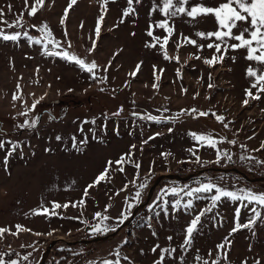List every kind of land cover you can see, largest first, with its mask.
<instances>
[{
  "label": "rangeland",
  "instance_id": "obj_1",
  "mask_svg": "<svg viewBox=\"0 0 264 264\" xmlns=\"http://www.w3.org/2000/svg\"><path fill=\"white\" fill-rule=\"evenodd\" d=\"M225 2L189 0L184 7ZM33 6L35 0L27 6L25 0H0V19L23 23H0L5 33L20 34L17 42L0 40V229L6 230L0 261L38 264L49 248L43 264H264V206L224 198L213 207L215 190L186 195L206 183L264 193L263 181L244 183L229 171L198 176L228 163L250 176L264 175L241 159L264 161V92L248 75L249 69L264 74V64L248 60L245 48L233 49L236 40L207 38L218 30L213 15L166 16L164 0H44L31 16ZM45 25L58 46L38 30ZM45 45L57 54H47ZM64 53L97 68L89 72ZM214 58V64L205 63ZM193 133L212 138L216 147ZM224 153L231 161L221 158ZM160 172L195 174L162 179L131 216ZM189 200L190 209L184 207ZM54 203L69 207L56 209L55 216L36 214L51 211ZM253 208L260 218L236 229L255 218ZM202 211L198 231L186 244V229ZM97 213L109 217L101 227L116 230L128 221L115 233L95 232Z\"/></svg>",
  "mask_w": 264,
  "mask_h": 264
},
{
  "label": "snow or ice",
  "instance_id": "obj_2",
  "mask_svg": "<svg viewBox=\"0 0 264 264\" xmlns=\"http://www.w3.org/2000/svg\"><path fill=\"white\" fill-rule=\"evenodd\" d=\"M72 4L76 3V0H71ZM132 3V0H129V4ZM189 0H164V14L176 16L178 13L186 14L189 17H192L193 19L197 18V16L203 15H213L214 18L217 20L218 23V30L212 33L207 34V38L211 39L212 37H215L218 41H224L226 38L236 40L239 43L233 45V49L236 48H245L248 51L247 59L250 61H255L259 64H264V51H261L264 49V0H226L225 3L221 4L217 8L212 7H205V6H195L192 7L190 10L186 9L184 5L188 4ZM28 0H25V5L27 6ZM35 5L30 8L29 15L35 16L38 9L40 7H43L44 0H35ZM11 7V6H9ZM175 8V11H169L170 9ZM127 14V13H125ZM4 15L3 12H0V18H2ZM0 23L7 24L8 27H23V23L21 19H17L15 23H8L7 21H4L0 19ZM160 28H164L168 31L169 34L172 33L173 29L169 27L168 25L162 23L159 25ZM240 28V34L234 35L233 30ZM40 31H46L48 41L49 43H52L53 46H58L55 40L52 37V34L50 31L47 30V25H45L42 29H38ZM99 33V29H97V34ZM246 34L250 38H246ZM27 36V33L24 34ZM149 36L152 35L151 32L148 33ZM198 36L204 37V33H197ZM20 39V34H7L3 29H0V40L3 41H13L17 42ZM29 39H31L29 37ZM36 43H40L39 40L35 41ZM189 44L195 45L196 41L189 39L187 41ZM168 43L167 40L164 41V45ZM253 45H256L255 47ZM151 47H155V45H150ZM45 47V52L50 55H56L57 53H48L47 51V45ZM163 47V45H162ZM208 47H213V45L209 44ZM215 49L217 52L221 51V47L219 44L215 45ZM259 54L257 55L256 53ZM64 57L66 59H70L75 61L78 65H80L82 68L87 69L89 72H93L94 69L97 68V65L93 62L91 65L85 64V62L77 57L69 56L67 53H64ZM165 58L167 57V54L165 53ZM199 58V57H197ZM178 61V57L176 58ZM216 62V59L212 60H206L205 63L207 64H214ZM139 67V66H138ZM248 75L250 77H255V79L259 82V89L261 92H264V74L258 75L257 72L253 71L252 69L248 70ZM253 87H257V84H253ZM248 96H251L253 99H259L258 96H254L251 91L247 92ZM13 99H18L17 96L14 95ZM245 104L248 103L247 100L244 101ZM33 109L36 107L35 104H33ZM195 111V110H193ZM24 115H27V113H24ZM200 116L206 115V113H199ZM149 119H152L149 117ZM218 120L223 122L222 117H217ZM193 137L198 142H206L208 146H211L213 148L216 147V141L212 138L204 135L197 136L195 133L192 134ZM59 139V137H57ZM230 143H235V141H231ZM4 145L0 144V148H2ZM16 145L12 146V151H15ZM11 154V153H9ZM195 155V153H193ZM218 156H220V153L218 152ZM226 157L229 161H231L232 157L228 153H224L221 158ZM198 159V158H197ZM242 160H253L255 158L253 157H241ZM125 162V159L122 157L119 161H116L115 163L119 166L122 165ZM112 161H109V168L112 165ZM217 163H219V159L217 160ZM259 164H264V161H257ZM5 164H7V160H5ZM139 167V165H136ZM119 170L122 172L123 168L120 167ZM107 177V171L105 173H102L98 178L96 183H100L101 181H104ZM146 182L144 184H141L140 187L144 188L146 187ZM213 190L217 193L216 195H213L211 197L212 205L215 207L218 202H221L222 199L227 198L230 199L233 202H241L243 204L244 201H247V204H243L244 207H247L248 204H259L261 206H264V193L261 194H255L250 190H237V191H228L223 188L217 187L216 185L212 183H206L203 184L200 187L191 189L186 192V195L191 197L193 193H211ZM171 192L175 195H179L177 190L175 188L171 189ZM167 194V193H165ZM141 193L137 191L136 197L139 198ZM167 203V201H165ZM180 204V200L176 201V205ZM75 207V205H72ZM175 206V205H174ZM61 207L67 208L69 205H60L59 203H54L53 209L50 211L49 209H43L42 212H37L36 214H42L47 216H55L58 215L56 212V209H60ZM185 208H192L193 204L192 201L189 200L187 204L184 205ZM128 208L131 209L132 205L129 204ZM205 211H211V209H206ZM252 211L255 213V218L250 221L248 224L240 225L237 223L236 229H239L240 227L244 228H250L252 224L255 223V220L260 218V213L256 211L255 208L252 209ZM204 215V212L202 211L200 215H198L195 219L192 220L191 225L186 229V236L187 239L185 241L186 244H191L193 239V234L198 231V224L200 223V216ZM237 218L239 217V211L236 213ZM126 218V217H125ZM96 219L100 221V224H97L93 226V231L95 232H106V231H115V228H110L107 225L104 227H101V224L103 221L108 220L109 217L107 216H101L99 213L96 214ZM123 221H121L122 223ZM18 231H25L26 229H22L20 226H17ZM234 229V230H236ZM6 230L0 229V236L4 234ZM30 231V230H27ZM37 235H41L40 233H37ZM170 239V238H169ZM219 247L223 248V245H220ZM169 251V250H164ZM171 251H175V249H172ZM25 260L28 259L27 256L24 257ZM0 264H3V261H0ZM11 264H17V261H12ZM105 264H112L110 261H106Z\"/></svg>",
  "mask_w": 264,
  "mask_h": 264
},
{
  "label": "water",
  "instance_id": "obj_3",
  "mask_svg": "<svg viewBox=\"0 0 264 264\" xmlns=\"http://www.w3.org/2000/svg\"><path fill=\"white\" fill-rule=\"evenodd\" d=\"M211 168H214V169H219V170H223V171H229V170H232V171H235V172H238L240 173L245 179L247 180H250V181H264V175H255V176H250V175H247L244 171L240 170L239 168L235 167V166H232V167H217V166H214V167H211ZM202 170V169H200ZM198 170V171H200ZM195 173H189V174H186V175H181L179 173H175V172H160L156 178L154 179L153 183L151 184L150 188H149V192H148V198L146 201L144 202H141L140 204H138L132 211V214L131 216L134 215L136 209L140 206H143L150 198V195L152 194V192L154 191L155 187L157 186V184L164 178H172V179H187L188 177L190 176H193ZM128 220H125V222H123L121 225L125 224ZM120 226H118L116 228V230L113 232H117L119 229H120ZM108 234H105V235H100V236H95L93 238H90V239H80V241H90V240H97V239H103L105 237H107ZM56 242V240L54 239L52 241V243ZM49 248H47L45 250V252L43 253L42 255V258L40 260V262L38 264H43L44 263V260H45V257H46V254H47V251H48Z\"/></svg>",
  "mask_w": 264,
  "mask_h": 264
},
{
  "label": "trees",
  "instance_id": "obj_4",
  "mask_svg": "<svg viewBox=\"0 0 264 264\" xmlns=\"http://www.w3.org/2000/svg\"><path fill=\"white\" fill-rule=\"evenodd\" d=\"M247 161H248V164H249V166H250L251 169H253V170H255V171H258V170H262V171H264V165H263V164H259V163H257V161H256L255 159H253V160H247ZM255 161H256V162H255ZM216 165H217V164H216ZM226 166H230V167H232L233 165H231V163H228ZM212 167H214V166H212ZM217 167H218V166H217ZM238 168H239V167H238ZM239 169H240V168H239ZM218 170H219V169H214V168H211V167H210L208 170H206V171H204V172L198 174V176H203V175H206V174H208V173H210V174L217 173ZM240 170H242V169H240ZM242 171H244V170H242ZM229 172L235 174L236 177H237L239 180L243 181L244 183H247V182H246L247 179H245L240 173L235 172V171H232V170H229ZM244 172H245V171H244ZM245 173L248 175L247 172H245ZM263 182H264V181H263Z\"/></svg>",
  "mask_w": 264,
  "mask_h": 264
}]
</instances>
